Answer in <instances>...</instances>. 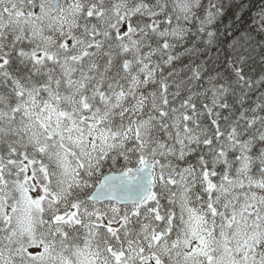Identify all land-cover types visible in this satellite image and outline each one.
I'll list each match as a JSON object with an SVG mask.
<instances>
[{
    "label": "snow or ice",
    "instance_id": "obj_1",
    "mask_svg": "<svg viewBox=\"0 0 264 264\" xmlns=\"http://www.w3.org/2000/svg\"><path fill=\"white\" fill-rule=\"evenodd\" d=\"M0 264H264V0H0Z\"/></svg>",
    "mask_w": 264,
    "mask_h": 264
}]
</instances>
